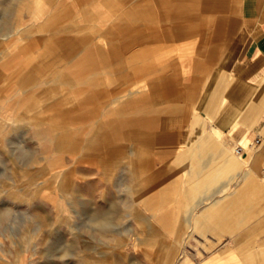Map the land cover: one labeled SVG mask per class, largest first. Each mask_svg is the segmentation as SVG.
Returning <instances> with one entry per match:
<instances>
[{
  "label": "rangeland",
  "instance_id": "374dc122",
  "mask_svg": "<svg viewBox=\"0 0 264 264\" xmlns=\"http://www.w3.org/2000/svg\"><path fill=\"white\" fill-rule=\"evenodd\" d=\"M229 4L0 0V264L204 259L205 239L191 236L206 232L185 225L196 176L181 159L195 117H206L199 152L226 147L207 121L229 94L205 102L228 48L204 58ZM214 194L194 222L219 206Z\"/></svg>",
  "mask_w": 264,
  "mask_h": 264
},
{
  "label": "crops",
  "instance_id": "0c3cea01",
  "mask_svg": "<svg viewBox=\"0 0 264 264\" xmlns=\"http://www.w3.org/2000/svg\"><path fill=\"white\" fill-rule=\"evenodd\" d=\"M234 3L230 0V18L223 21L224 37L221 38L218 29L217 38L207 45L211 49L204 58L218 60L220 49L228 48L227 57L212 73L214 79L205 102L213 94L221 95L225 101L229 94V107L223 110V116L216 115L207 121V125L214 122L207 129L211 140L222 146V140L210 134L215 128L223 132L222 139L228 144L220 152L214 147L211 154L199 152L198 148L204 149L206 145H194L192 135L203 131L206 117H195L188 143L194 150L183 154L181 159L190 166V176H196V181L188 180L185 186L187 194L195 191L184 210L188 216L185 225L190 231L197 227L199 232H206V237L198 232L191 236L205 239V251H201L205 257L201 261L188 257V261L185 258L176 264H264V0ZM152 17L148 16L150 21ZM188 30L177 32L184 35ZM119 66L118 61L113 68L117 70ZM257 140L260 143L253 145ZM240 145L246 149L242 156L235 153ZM232 149L237 158L230 153ZM220 165L229 170L220 171ZM223 189H228L224 195L215 196V190ZM209 191L215 196L214 205L219 206L205 210L207 221L194 222L192 216L199 213L197 209L204 204Z\"/></svg>",
  "mask_w": 264,
  "mask_h": 264
},
{
  "label": "built area",
  "instance_id": "2783aa9c",
  "mask_svg": "<svg viewBox=\"0 0 264 264\" xmlns=\"http://www.w3.org/2000/svg\"><path fill=\"white\" fill-rule=\"evenodd\" d=\"M259 143H260V141L257 140L253 145L256 146V145H258ZM253 145H252V146H253ZM245 150H246V149H245L243 146L240 145V146H238V147L235 148V153L238 154V155H241V156H242V155L245 154V152H246Z\"/></svg>",
  "mask_w": 264,
  "mask_h": 264
}]
</instances>
